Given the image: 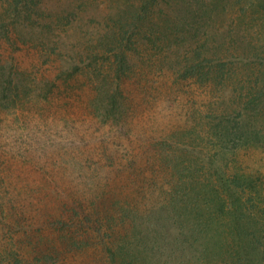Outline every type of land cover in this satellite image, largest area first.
Here are the masks:
<instances>
[{"label": "rangeland", "instance_id": "rangeland-1", "mask_svg": "<svg viewBox=\"0 0 264 264\" xmlns=\"http://www.w3.org/2000/svg\"><path fill=\"white\" fill-rule=\"evenodd\" d=\"M25 1L28 16L0 0V77L10 80L0 89V264H110L107 248L163 200L177 181L172 161L180 174L187 159L207 178L214 160L218 174L254 180L261 193L240 192L247 238L231 217L223 228L227 242L245 239L249 264H264V105L242 113L240 131L234 116L224 122L229 137L214 117L264 102V0ZM124 17L127 64L105 118L91 99L114 86L103 76L115 58L87 48ZM199 63L208 73L186 76ZM198 228L186 231L192 241ZM191 242L170 245L175 254L167 244L168 264L192 263Z\"/></svg>", "mask_w": 264, "mask_h": 264}, {"label": "trees", "instance_id": "trees-1", "mask_svg": "<svg viewBox=\"0 0 264 264\" xmlns=\"http://www.w3.org/2000/svg\"><path fill=\"white\" fill-rule=\"evenodd\" d=\"M13 1L14 3H8L12 14L14 12H23V16L26 14L28 16L29 3L25 0ZM131 23L132 21L128 20H125V23H114L112 27L108 28V30L98 37L95 44L87 48V50L93 51L94 59H97L100 55L102 56V54H105V57L102 56L105 60L111 59V55L115 58L113 61H108L109 65L107 68L109 70L103 76L106 82H111L114 86H110L111 88L107 87L106 89L102 88L103 90L98 88L97 94L91 99L92 103L97 102L98 106L101 107L99 114L105 118H108L111 109L117 108L118 94L120 93L118 80L122 72L121 69L124 70V64H127L123 42L131 31ZM2 28V25H0V37L3 34L7 35V30L5 33ZM202 65V63L194 66L187 65L184 69L186 76L199 77L202 74H207L208 70L204 72ZM2 66L0 64V69ZM216 68L218 67L213 66L209 72H214ZM81 71V63H75L72 66V70L68 71V73L66 72V78ZM115 76L118 80L114 79ZM6 83L10 84V80L0 77L1 92L9 89L8 84L5 85ZM256 99H258V96H252L245 101L242 107L233 109V112L236 111V113H233L234 115L222 114L214 116L217 119V123L215 124L216 129L220 130L224 128L225 135L229 137L230 129L224 122H230L233 116L236 131L243 129V124L240 123V120H243L242 113L247 108H254L258 113L261 112L260 106L264 105V102L260 101L258 103ZM243 134L244 140H248L247 138L250 137L248 135L249 130L244 131ZM219 135L217 134L218 138ZM234 136V138H239L236 133ZM221 143H223L222 139ZM221 146L223 147V145ZM189 161L190 159H187V163L183 164L180 174L177 170L179 163L172 161L176 176L178 174L177 181L171 185L169 191L165 193L163 200L159 204L154 203L146 211L137 212L135 217L132 218L128 229L123 234L117 236L118 240L114 245L107 248L110 264H168L172 258L171 254H167L166 251L169 250L174 254L176 252H172L169 247L170 245L179 240L181 245H188L192 241V235H188L186 232L189 229V225H194L196 230L199 227L198 229L203 232L198 237L193 236L190 251H195L193 254L195 258L192 263L189 259H184L185 264H249L252 262L244 247L245 239H236L235 237L231 242H227L223 226L229 224L225 223L227 219L225 221L223 219L231 217L233 219L232 228L237 230L238 234L246 237L245 233H243L245 229H243L244 226L242 224L244 220L250 218L251 213L246 208L248 205L245 207L246 202L242 203L240 192L248 190V192L259 194L261 190L254 184V180L252 181L251 177L245 176L242 173L218 174V171L213 167L217 161H210L213 171L211 172V177L208 178L200 175V170H203V166H200L201 168H192L191 170L190 167L193 161ZM182 162H185L184 159ZM152 219H154V222L151 221ZM228 233L234 235L231 231ZM120 239L126 242L124 246L119 244L121 242ZM249 239L259 240L260 238H258L256 233H249ZM233 246L234 248H232ZM230 248L232 249L230 250ZM259 248L264 252V246L261 247V244L257 245V251L255 252L258 253ZM177 250L185 252L182 248ZM153 254L156 255L153 258L154 263H150L148 258ZM157 256L158 262L155 261Z\"/></svg>", "mask_w": 264, "mask_h": 264}]
</instances>
